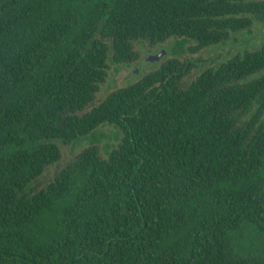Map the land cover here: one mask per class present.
Masks as SVG:
<instances>
[{
	"label": "trees",
	"instance_id": "1",
	"mask_svg": "<svg viewBox=\"0 0 264 264\" xmlns=\"http://www.w3.org/2000/svg\"><path fill=\"white\" fill-rule=\"evenodd\" d=\"M252 21L264 0H0V264H264V43L184 87L172 60L81 113L134 43L175 38L174 57ZM82 141L35 186L56 142Z\"/></svg>",
	"mask_w": 264,
	"mask_h": 264
},
{
	"label": "rangeland",
	"instance_id": "2",
	"mask_svg": "<svg viewBox=\"0 0 264 264\" xmlns=\"http://www.w3.org/2000/svg\"><path fill=\"white\" fill-rule=\"evenodd\" d=\"M171 40L165 42L163 45H150L147 42L134 43L132 49L135 54V61L129 65H115L107 60L106 78L104 82L99 85L93 101L81 113L96 107L110 92L136 82L147 73L154 71L168 62H172V60L176 61V68H184L185 65L189 64L192 65L190 67V72H188L189 75L187 74L183 82L180 83V86L184 87L205 67L220 63L224 61L227 56H233L242 50L257 49L264 43V22L252 21L248 31H242L233 35L230 34L223 44L216 47L198 49L192 53L189 50L193 49L192 46H184L183 51L176 54L174 57L170 55L172 52L178 50L179 44L174 41L175 38H171ZM160 52L164 54L156 62L149 63L146 61V57L154 56ZM108 128L100 129V132L106 134V136L99 134L93 139L95 142L97 141L95 146L98 144L97 146L102 156H104L105 153L103 146L108 145L111 147L115 144L114 139L116 137L119 138L117 131L113 127ZM56 144L59 147L60 159L54 166L46 168L41 177L35 182V186L50 181L53 175L71 161L77 152L88 146V141L79 142L74 145V147L63 146L57 142Z\"/></svg>",
	"mask_w": 264,
	"mask_h": 264
},
{
	"label": "water",
	"instance_id": "3",
	"mask_svg": "<svg viewBox=\"0 0 264 264\" xmlns=\"http://www.w3.org/2000/svg\"><path fill=\"white\" fill-rule=\"evenodd\" d=\"M163 54H164L163 52H160L154 56L146 57V61H148L149 63L156 62Z\"/></svg>",
	"mask_w": 264,
	"mask_h": 264
}]
</instances>
